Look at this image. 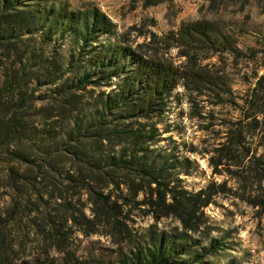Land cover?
I'll return each instance as SVG.
<instances>
[{"label": "trees", "instance_id": "16d2710c", "mask_svg": "<svg viewBox=\"0 0 264 264\" xmlns=\"http://www.w3.org/2000/svg\"><path fill=\"white\" fill-rule=\"evenodd\" d=\"M114 27L96 8L0 0V264H204L224 247L206 211L218 197L264 217V36L243 49L214 20L164 35ZM56 30L77 44L65 62L45 55ZM179 87L206 136L191 152L213 179L197 189L181 176L189 158L154 147L175 141L154 120Z\"/></svg>", "mask_w": 264, "mask_h": 264}, {"label": "rangeland", "instance_id": "374dc122", "mask_svg": "<svg viewBox=\"0 0 264 264\" xmlns=\"http://www.w3.org/2000/svg\"><path fill=\"white\" fill-rule=\"evenodd\" d=\"M50 4L69 12L83 13L96 8L114 23L113 30L116 34L128 31L132 25L137 24L142 31L164 35L177 30L185 21L208 19L223 25L237 38L238 46L243 49L249 46L257 47V39L264 36V0H163L147 7L143 5V0H49ZM62 33L56 30L53 34L54 44L44 45V48L45 55L65 62L70 54L77 52V44L71 32L65 31L61 35ZM102 37L104 36L100 38ZM127 38L132 45L143 41V37H135V34L130 33H126L125 39ZM120 39L123 40V37ZM37 42L35 45L40 52L42 49ZM177 54L178 49L172 48L167 55L177 61ZM226 58L227 63L233 62L230 56ZM216 60L217 57H213L208 61ZM228 75L235 86L240 87V67L230 66ZM176 91L180 92L181 101L178 102L172 97L166 114L154 120L160 131L164 132L162 137L172 135L175 141L160 140L154 147L157 150L168 147L169 151L179 158H189L190 162L182 166L188 174L181 176L184 177V184L188 188L197 189L213 179L207 157L191 152L194 147L198 150L205 148L203 139L206 136L199 128V121L189 115L188 96L184 88L179 87ZM46 92L47 89L43 86L36 94L45 95ZM40 101L38 100V103ZM221 113L227 114L228 109L223 108ZM166 127H169L170 131H163ZM1 192L2 190L0 203L4 199ZM236 203L220 196L216 204L206 208L213 226L211 237L223 241L224 247L208 256L204 264H264V217H256L255 210L244 202L236 200ZM139 220L142 225L152 221L149 217H140ZM162 224L172 225L174 221L167 219ZM209 240L210 238L204 239L203 243L207 244Z\"/></svg>", "mask_w": 264, "mask_h": 264}]
</instances>
